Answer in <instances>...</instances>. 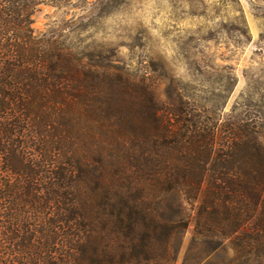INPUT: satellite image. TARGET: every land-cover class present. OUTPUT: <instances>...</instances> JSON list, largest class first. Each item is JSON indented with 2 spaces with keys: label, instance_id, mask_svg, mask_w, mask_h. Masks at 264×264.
<instances>
[{
  "label": "trees",
  "instance_id": "1",
  "mask_svg": "<svg viewBox=\"0 0 264 264\" xmlns=\"http://www.w3.org/2000/svg\"><path fill=\"white\" fill-rule=\"evenodd\" d=\"M44 1L0 0V264H175L189 226L191 264L264 262L263 123L35 33Z\"/></svg>",
  "mask_w": 264,
  "mask_h": 264
},
{
  "label": "rangeland",
  "instance_id": "2",
  "mask_svg": "<svg viewBox=\"0 0 264 264\" xmlns=\"http://www.w3.org/2000/svg\"><path fill=\"white\" fill-rule=\"evenodd\" d=\"M33 28L115 51L131 71L148 72L163 100L170 83L219 102L217 94L225 95L224 113L238 107L263 123L264 144V0H45ZM192 235L189 226L174 240L175 264L209 252L194 246ZM230 256L219 254L212 264Z\"/></svg>",
  "mask_w": 264,
  "mask_h": 264
}]
</instances>
